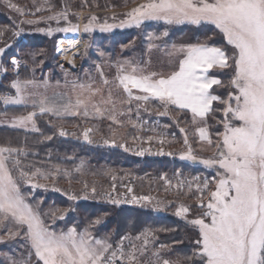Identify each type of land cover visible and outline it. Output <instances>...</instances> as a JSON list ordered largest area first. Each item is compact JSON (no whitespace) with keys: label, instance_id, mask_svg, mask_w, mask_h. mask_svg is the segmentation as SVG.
<instances>
[{"label":"snow or ice","instance_id":"obj_1","mask_svg":"<svg viewBox=\"0 0 264 264\" xmlns=\"http://www.w3.org/2000/svg\"><path fill=\"white\" fill-rule=\"evenodd\" d=\"M2 2L21 16L27 14L11 0ZM43 10L52 11V6L48 5L47 9L38 6L35 9L36 12ZM126 17L118 24L107 21L100 23L93 15L88 23L83 25V31L92 32L98 28L101 32H110L117 27H139L145 21H162L166 25L205 24L214 26L226 42L223 47L207 42L179 46L173 44L171 50L164 51L169 65L178 63V67L168 74L146 71L139 63L131 60L116 65L115 88L122 89L127 97L122 103L131 104L135 101L137 114L142 107L147 111L145 105L152 100L158 101L164 108L163 112L158 113L161 116H167L170 107L181 112L187 110L191 113V123L197 126L196 132L200 141L206 142L210 148L213 147V141L206 126L207 117L214 111L213 102L224 106V130L216 133L220 139L214 145L213 157L199 161L208 167L218 166V179H205L202 186L197 184L196 190L200 195L197 197L196 206L201 211L196 218L187 219L191 206L181 204L175 211L177 217L185 219L188 225L197 230L198 235L192 241L194 248L191 254H183L176 260H170L160 256V250L169 249L170 246L160 244L159 248L152 252L153 260L142 261L141 257L148 252L151 243L150 229H145L134 238L122 236L115 246L108 238L95 237L88 228L82 231H78L76 227L60 232L51 230L42 219L40 204L33 206L27 202L22 194L21 184L30 185L33 190L47 188V185L34 182V178L55 180L61 169L55 166L54 171L47 173L40 168L34 171L26 170L19 159L26 156L25 150L6 144L0 146V233H3L0 234V243H4L5 238L20 239L23 241L20 247L25 249V252L20 253L19 259H11V264H264V0H145L131 9ZM45 19L57 22L63 19L68 22V13L56 12L37 20H21L20 23L33 24ZM38 30L47 31L51 36L53 32H77L80 25L68 22V26L64 28ZM14 34L18 37L20 31ZM3 35L4 30H0V36ZM167 35V31L162 33V36ZM147 38L150 41V52L158 47L151 41L160 37L149 33ZM3 52L4 48H0V53ZM146 63L150 64V61ZM12 65L18 68L19 61L13 58ZM96 67L99 71L100 65ZM213 69L229 70L232 73L228 87L234 91H229L227 98L214 95L210 91L213 86H224L221 79L209 74ZM100 76L104 86L113 83L104 77L102 71ZM10 87L14 89V95L0 96V101L5 106L23 105L33 109L26 115L13 117L7 122V126L13 129L39 132L35 119L37 115L60 119L75 116L107 118L118 127L124 126V122L117 119L118 115L124 113L117 112L111 88L108 89L105 99L103 87H94L92 82L80 83L73 80L71 93L53 91L51 96L47 94V77L43 81L15 79ZM133 89L142 94L134 95ZM97 96L101 99L97 100ZM131 110L129 107L128 112ZM128 123L133 128L137 127L134 121L129 120ZM175 123L179 125V120ZM200 124L204 126H199ZM179 130L184 134V145L187 148L185 152L180 153V159L195 161L197 157L193 155L189 145L186 129L181 127ZM93 131V128H87L83 132L84 140L88 143L93 142L90 136ZM116 134L113 130V135ZM59 135L63 137L69 133L61 128ZM44 139L51 140L52 137L46 136ZM147 140L152 141L153 137L149 136ZM165 142L164 138L159 139L161 145ZM104 143L115 145L116 141L105 139ZM119 147L125 151L129 150L123 143L119 144ZM146 151L155 155L174 154L164 152L163 148L156 153L143 149L136 154L143 156ZM83 168L82 161L76 171L82 172ZM63 175L71 183L67 170H64ZM160 179L164 180L168 187L178 190H183L187 183L191 191V182L178 180L176 184H172L164 176ZM194 179L199 180L198 177ZM210 183L215 184L214 190L209 189ZM83 187L88 189L87 182H84ZM112 187L115 190V184ZM54 190L61 191L58 188ZM98 195L117 206L124 202L151 203L152 200L150 196H136L131 187L123 194L124 199L114 197L111 192L98 193L95 184L92 185L90 194L85 191L82 197L68 195V198L91 199ZM128 195L131 199H127ZM156 210L162 211L163 208L157 205ZM67 211L58 217L53 212V218L64 219ZM101 222V219L97 218L92 225H99ZM125 240L129 241L127 249ZM141 240L142 243H136Z\"/></svg>","mask_w":264,"mask_h":264},{"label":"trees","instance_id":"obj_2","mask_svg":"<svg viewBox=\"0 0 264 264\" xmlns=\"http://www.w3.org/2000/svg\"><path fill=\"white\" fill-rule=\"evenodd\" d=\"M137 1L47 0V3H45V0H11L12 3L17 4L27 13L21 16L0 0V30H4V35L0 36V48H4V52L0 53V71L2 67L8 65V59L16 54V49L21 59L17 75L13 71L1 75L3 81L0 83V93L11 90L10 81L14 78L43 81L47 77L48 83L61 84L63 82L60 73L54 66V43L61 36V32H53L49 36L47 31L41 32L38 29L64 28L68 25V22L63 19L59 22L45 19L38 23L21 24V20H37L39 17H48L56 12L67 11L68 21L74 24L76 23V13L80 10L95 11L109 8V6L111 9H120L126 8ZM48 5L52 6V11H35L38 6L47 9ZM16 31H20L18 37L14 34ZM164 31L168 32L167 36H162ZM149 33L160 37L153 40L157 44H160L158 40L168 42L170 40L172 43L178 44L207 42L210 45L221 47L226 44L222 35L212 25L194 26L187 23L166 25L162 21H145L138 29L136 27L122 34L114 33L112 36L104 32L102 34L93 31L91 46L96 45L98 47L102 45L103 55H99L102 56L99 57L97 52L92 50L89 52V56L91 60H96L99 63L107 60L114 68L125 60L140 62L150 54L147 51V44L150 42L147 38ZM83 34L88 36L90 32H83ZM108 41L109 45L104 46ZM132 41L135 42V45L131 46L130 49H122L123 46H127ZM228 50L231 54L230 46H228ZM159 51V47L154 48L153 51L157 60L161 59ZM107 53L110 55L109 59H107V56L105 57ZM135 56L137 58L133 59ZM89 62L90 60L87 58L81 61L76 71L80 79L84 78L80 73L84 71L87 65L92 73L95 72L94 66L92 67ZM86 73L84 72V74ZM213 75L221 79L224 86H213L211 91L215 95L227 98L228 92L233 91L228 87V81L232 75L231 71L216 70ZM58 91L62 92L61 90ZM223 107L219 102H213L214 111L207 117L208 123L214 125L212 128L214 141L219 139L216 133L220 132L223 126ZM170 109H172V114L176 116V120H179V125L175 123L176 120L164 116H150L151 112L148 111L141 114V117L156 118L152 122L153 125L147 124L143 130L130 126L126 128L124 126L118 127L107 118L75 116L60 119L49 115H37L35 119L39 132H26L23 129L0 127V146L10 144L12 147L23 148L27 154L19 157V159L26 170L34 171L36 168H40L47 173L54 171L55 166H59L61 169L55 180L34 178V182L47 185V188L33 190L30 185L21 184V191L29 201L34 206L40 204L39 210L46 225L51 224L57 230H63L69 226H74L77 229L88 228L96 235H106L112 244L120 241L122 236L134 238L145 229H150L152 236L149 239L153 241L154 246L156 247L158 244L169 245L170 259L176 260L180 255L191 254L194 248L192 241L197 237L198 232L188 225L184 219L177 217L174 212L164 211L160 213L153 208L137 206V204L124 205L121 203L117 206L107 202L102 195L91 199L70 200L68 198V195L82 197L85 191L90 194L93 184L96 185L98 193L111 192L114 197L120 199L125 198L122 194H126L129 187L133 189V193L137 196V194H141L140 192L144 194L154 192L156 184H159L156 190L166 198L172 196V193L163 188L165 181L160 179L161 176L166 177V179L170 177L172 179L173 177L172 182L175 183L176 179H182L187 175L205 173L209 176L210 173L214 174V171L204 166L174 159L169 155H155L149 152H145L143 156L137 155L138 151H136V148L135 150L132 149L129 142L126 144L128 151H125L119 145L104 143L105 139L115 138L116 135L121 134L125 140L132 139L134 146V142L139 141L140 136L148 132L157 135L158 138L165 139L166 142L163 144L165 150L170 147H174L173 150H182L186 146L184 145V135L179 130L181 127L186 129L189 144L190 142L195 143L192 135L191 113L187 110L181 112L173 107H170ZM32 110L31 106H5L0 101V115L20 116L26 115L27 112ZM158 119L161 123L155 124L154 122H158ZM165 125L168 127H165ZM61 128L69 135L60 136L59 130ZM87 128L94 129L90 133L92 143L84 140L83 132ZM148 128L151 130L150 132ZM113 130L117 133L115 136ZM73 133L75 135H72ZM46 136H51L52 139H44ZM133 137H139V139H133ZM82 161L84 162L83 171L77 172L76 168ZM64 170L70 173L71 183L63 175ZM177 173H179V176H177ZM84 182H87L89 186L87 190L83 187ZM113 184H115V190H113ZM54 188L61 189V191H55ZM160 189L163 191H160ZM129 197L131 196L128 195L127 198ZM195 206L193 204L192 208L197 209L198 207ZM65 210L68 211L64 215V219L53 218V212L58 217ZM97 218H100L102 222L93 226L92 222ZM162 229H168V231ZM176 241H182V243H175ZM22 243L23 241L20 239L7 240L5 238V242L0 243V264H11V259H19L20 253L25 252V249L20 247ZM125 248L127 249L126 246Z\"/></svg>","mask_w":264,"mask_h":264},{"label":"rangeland","instance_id":"obj_3","mask_svg":"<svg viewBox=\"0 0 264 264\" xmlns=\"http://www.w3.org/2000/svg\"><path fill=\"white\" fill-rule=\"evenodd\" d=\"M140 1L141 0H138L137 2H135L133 4H130V6H128L126 8L123 7V8H120V9H111L110 6H109V8L97 9L95 11H83V10H80V11H78V13H76V23H74V24L80 25V30H79V32H77L76 37L78 36L79 38L80 37L83 38V40H84L83 46L79 48L78 54L76 55V59H77L76 60V64L72 68L63 69L59 65L58 60H57V58H58V53H57L58 41H59L60 38H63L66 34L71 33V32H61V36L58 37L55 40V43H54V46H55V48H54L55 49L54 66H55V69L60 73L63 82L61 84L60 83H49V88H48V93H47L49 96H51L53 91L59 92L58 90H61L62 92L64 91V92L71 93V81H73V80H76L77 82H80V83L92 82L94 84V87H103L104 98L105 99L108 96V89L109 88L112 89L113 99L116 101V110H117L118 113L121 112V111L124 113V115H118L117 119L124 122V127L125 128L129 127V126L132 127V125L130 123H128L129 120L136 122L137 127L140 128L141 130H143V128H145L144 127L145 125L152 124L153 120H155L156 117L146 116V118L145 117L143 118V117H141V114H143L144 112L150 111L151 112L150 116H157V117L161 116L158 113L163 112L164 108L160 105V103L158 101L154 102L155 100H152L150 103L146 104L145 107L148 108L147 111H145L144 107L140 108L139 109V114H137V108H136V102L135 101L131 102V104L122 103V101L126 100L127 97L123 93L122 89H116L115 88L114 78L116 76L117 69L114 68L111 64H109V62H107V60L105 62L103 60V62L99 63L98 61L96 62V60H91V58L89 56V52L92 51V50L96 51L98 56L101 55V53H103V51L101 50V48H102L101 46L102 45H99L98 47L96 45L95 46H91L92 45L91 44L92 43V36H93L92 32L93 31H97L98 33H102V34H103V32H101L98 28H96L92 32H90V35H88V36L83 34V32H84L83 31V25L88 23V21L91 18V16H93V15L96 16L100 23H104L105 21H107L108 23H117L118 24L121 20H124V19L127 18L126 14L131 9H133V8L137 7L138 5L142 4V3H139ZM113 17H115V19H113ZM157 22H161V21H157ZM194 26H197V25H194ZM139 27H137V29ZM133 28H136V26L124 27V28L117 27V28L112 29L110 32H104V33L112 36L114 33L122 34L125 31H128V30L133 29ZM158 41H159L160 44L155 43L153 40L151 41V43L154 44V45H157L159 47V49H160L159 52H160V55H161V59H159V60L156 59V55H154L155 52H153L154 51V48H153V51L151 50L149 52L150 54H148L146 56V58H144V60H140V62H137V63H139L142 67H144L146 69V71H155V72H162L164 74H168L170 71L174 70V68L178 67V63L174 64V65H169L168 57H167L166 52L164 51V49L171 50V46L173 44H176L177 46H179L182 43L181 44L172 43V41H170V40H169L170 43L168 41H161V40H158ZM149 43L150 42H148V44ZM148 44H147V51H149L148 50ZM85 45H87V47H85ZM107 45H109V41L106 42L104 46H107ZM133 45H135V42H133V41L129 42V44L127 46H123L122 45L123 46L122 49L123 48L124 49H126V48L130 49L131 46H133ZM16 51H17L16 54L11 56L8 59V65L4 66V68L2 67V69L0 71V83H2V81H3L1 75H3L4 73L13 71V73H15L16 75L18 74L19 67H20V64H21V59H20V57L18 55V50L17 49H16ZM106 56H107V59L110 58L109 53H107V55H105V57ZM99 57H102V56H99ZM13 58H15L17 61H19V67L18 68L14 67L12 65V59ZM84 58H87V59L90 60L89 63H90V65H92V67L94 66L95 72L92 73L90 71V69L88 68V65H87V67L84 69V71L80 73V74H82V76L84 78L80 79L78 77V73L76 74V71H77L78 67L80 66L81 61ZM135 58H137V56H135L133 59H135ZM148 61H150V64L146 63ZM97 65H100V70L99 71L97 70V67H96ZM216 70H219V69H213V70L210 71L209 74L213 75ZM101 71L104 73V77L107 78L110 82H113V83H110L109 85L104 86L103 83H102L101 76H100V72ZM66 72L68 73L67 76L65 75ZM84 72H87V73L84 74ZM213 76H215V75H213ZM89 78H91V80ZM15 79H17V78L12 79L10 81V84ZM40 91H44V90L40 89ZM14 94H15V91H14V89L11 88V90H9V91H5V92L0 93V96H3V95H14ZM133 94L134 95H140L142 93H139L137 90L133 89ZM96 99L100 100L101 97L97 96ZM102 107H104V105H102ZM107 107L110 108L111 105H107ZM129 107H131V109H132L131 112H128V108ZM168 111H169V114L167 116H164V117L170 118V119L175 121L176 120V116L174 114H172V112H171L172 109L169 108ZM16 116H18V115H0V127H8L7 126V122L11 121V119L13 117H16ZM190 116H191V114H190ZM223 117H224V115H223ZM223 120H224V118L222 119V121ZM154 123L155 124H157V123L160 124L161 122L159 120L158 122L156 121ZM210 125H211V127H210ZM222 125H223V123H222ZM199 126H204V124H200ZM206 126L208 128L210 139L213 141V147L210 148L207 145L206 142L200 141L199 135L196 132V127L197 126L193 125L192 135L194 137V142L195 143L190 142L189 145L191 146V148L193 150V155L196 156L197 159L195 161H192V160H183V161H186V162H189V163H192V164H196V165L204 166L207 169L214 171L213 172L214 174L210 173L209 176L206 175L205 173L204 174H194L192 176H188L187 175V177L183 176L184 178H182V179H176L175 183L172 182L173 181V177H172V179L170 177L167 180H170L172 182V184H176L178 180H184L185 182H191V184H192L191 191H189V189L187 187V183H185V186H184L183 190H178L175 187H168L166 184H164L163 188L167 189L169 192L172 193V196L164 198V196L162 194H160L159 191L156 190L157 187L159 186V184H156L154 192H152L150 194L149 193L144 194L143 192H140L141 194H137V196H142V195L150 196L152 198L151 203L142 202V203H139L140 205L137 204V206L150 207V208H153L156 212H160V213H162L164 211H172L175 214L176 208L179 205L184 204V205L191 206V211L189 212V214L187 216V219L190 220V219L196 218L200 214L201 210L199 208H197V209L192 208L193 204L197 205V203H198L197 197L200 195V193L197 192V190H196L197 184H200L202 186L205 179H207L209 181H214L215 179H218V177H217L218 166L208 167V166H205L204 164L199 162L200 159H209V158L213 157V154H214V151H215L214 145L220 139L218 137L219 139L217 141H214V138H212V136H213L212 135L213 134L212 128L214 127V125L208 123V121H207V125ZM223 130L224 129H223V126H222V129H221L220 132H222ZM148 131L150 132L151 130L148 128ZM149 136L153 137L152 141H148L147 140V137H149ZM122 137L124 138V136H122L120 134V135H116L115 138H109L108 140L111 141V140L115 139V141H116L115 145H119V144L123 143V144H125V146H126L127 142H129V144L132 145V149L135 150V148H136V151H138V152L143 150V149H149L150 152L156 153V152L160 151L161 148H163V151L166 152V153H174L173 155H169L170 157H172L174 159H180V153L183 152V151L185 152L187 150L186 147H184L182 150H178V149L177 150L176 149L173 150L174 147H170L169 149L165 150L164 146L159 143V139L160 138H158L157 135L152 134V133H148V132L143 133V136H140V140L137 141V142H134V146H133V140L132 139L125 140ZM154 140H157V141L155 142ZM108 145H113V144L109 143ZM146 152H148V151H146ZM180 160H182V159H180ZM196 177H198L199 180H195L194 178H196ZM214 188H215V184L214 183H210L209 189L210 190H214ZM160 191H163V190L160 189ZM22 194L25 195L23 192H22ZM206 195H207V193H205V196ZM188 196H191V197H188ZM121 199H124V198H121ZM127 199H131V197H129ZM26 200H27V202L31 203L27 197H26ZM31 204L33 205V203H31ZM122 204L131 205V204H135V203L124 202ZM157 205H159L161 208H163V210L162 211L156 210ZM47 226H49V228L51 230H54L56 232L67 231L68 228L74 227V226H69V227H67L66 229H63V230H57V228L55 226H52L51 224L47 225ZM84 229L85 228H81V229H77V230L78 231H82ZM93 235L95 237H97V238H107L106 235H104V234L96 235V234L93 233ZM136 243L137 244L142 243V240L141 241H137ZM115 245L116 244H113V246H115ZM124 245L128 248L129 247V241L127 240ZM159 245L160 244H158L155 247L154 244H153V241H151V243L148 246V252L145 254V256L141 257V260L142 261H151V260H153L154 258L152 257V252L155 251L157 248H159ZM160 256H161L162 259H170L171 258L168 249H161L160 250ZM170 260H172V259H170Z\"/></svg>","mask_w":264,"mask_h":264},{"label":"bare ground","instance_id":"obj_4","mask_svg":"<svg viewBox=\"0 0 264 264\" xmlns=\"http://www.w3.org/2000/svg\"><path fill=\"white\" fill-rule=\"evenodd\" d=\"M76 34L77 32L68 33L58 41L57 49L59 48L60 51H57V60L63 69L72 68L76 64V55L79 48L83 46V38L76 37Z\"/></svg>","mask_w":264,"mask_h":264},{"label":"crops","instance_id":"obj_5","mask_svg":"<svg viewBox=\"0 0 264 264\" xmlns=\"http://www.w3.org/2000/svg\"><path fill=\"white\" fill-rule=\"evenodd\" d=\"M145 0H141L139 3H143ZM77 32H79V31H77Z\"/></svg>","mask_w":264,"mask_h":264}]
</instances>
